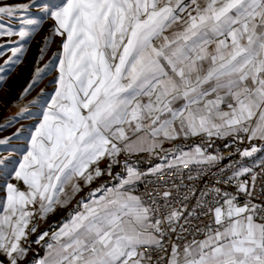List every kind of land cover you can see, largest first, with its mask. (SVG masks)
I'll list each match as a JSON object with an SVG mask.
<instances>
[{
	"label": "snow or ice",
	"instance_id": "obj_1",
	"mask_svg": "<svg viewBox=\"0 0 264 264\" xmlns=\"http://www.w3.org/2000/svg\"><path fill=\"white\" fill-rule=\"evenodd\" d=\"M32 8L49 15L53 34L65 39L55 94L11 174L17 183L5 184L0 253L8 264L26 256L21 241L36 232L38 225L29 229L33 218L46 219L58 206H67L81 190L80 179L91 184L105 173L112 176L121 153L151 155L157 149L164 153L157 157L161 163L143 171L125 159L124 174L114 177L118 183L102 184L89 192L87 202L81 199L77 207L83 210L70 213L53 232L36 264H264V204L253 203L264 198V186L260 197L254 195L258 177L264 185V159L255 165L259 172L247 166L222 168L225 178L216 183L234 184L235 192L219 187L202 192L196 208L206 211L199 214L186 205L161 214L168 207V191L157 194L163 205L133 194L150 175L166 169L179 174L189 164L212 166L224 159L219 153L206 155L203 143L188 151L184 144L165 149V143L200 135L241 143L247 138L250 148L242 157L264 151V0H63L52 7L37 0H0V36L30 38L42 23L23 15ZM5 20L19 21V29ZM11 51L16 56L23 48ZM9 63L19 60L10 57ZM41 71L37 67L35 76ZM257 140L260 146L252 144ZM104 158L109 163L102 170ZM6 161L0 156V166ZM188 179H194L191 173ZM210 193L214 208L205 202ZM209 213L213 219L202 228L192 224L193 217ZM186 232L193 239L187 240ZM200 234L204 239L195 238ZM48 235L45 231L35 243ZM160 252L164 255L154 261L153 254Z\"/></svg>",
	"mask_w": 264,
	"mask_h": 264
},
{
	"label": "crops",
	"instance_id": "obj_2",
	"mask_svg": "<svg viewBox=\"0 0 264 264\" xmlns=\"http://www.w3.org/2000/svg\"><path fill=\"white\" fill-rule=\"evenodd\" d=\"M186 2H187V0H186ZM50 21H51L52 25L55 26V21L52 18L50 19ZM178 28H179V25H177L173 29L167 31L165 34L171 35V32L178 30ZM40 36H42V35H39V37ZM49 38L50 39H49V43L47 44L46 52L43 54V56L41 58V49L46 47V45H43V46L41 45L40 50H39V56L37 57V59L34 58V61L32 64V68L34 70V73L36 72L37 67H39L42 71H44L43 76L38 81V86L36 87V89H40L41 87L47 86L48 90L47 91L45 90V92H42V94H40V96L38 98H36L34 101V104H33L34 109L32 112L33 113V122L31 125V129L29 131V134L27 136L26 142L25 141L22 142L20 140H18L16 142L17 146L21 147V150L18 153V156L16 159L15 169L18 167L19 163L21 162L23 155L26 154L27 150H29L31 135L34 133L36 126H38L39 121L42 119V113L46 110V106L50 103V100L54 96L55 90L57 88V85L54 83V81H55L56 77L58 76V63H59V59L61 58V54H62V42L64 41L65 38L61 37L59 35H54L53 31L51 32V34H49ZM36 46L37 45L34 44V49H33L34 55H36V51H37ZM211 47H214V45L210 46V48ZM34 57H36V56H34ZM147 99H148L147 97H144L143 101L146 103ZM180 103H182V101L177 102L174 105V107L179 106ZM225 110H227L226 107H225ZM214 138L215 137H212L211 139H209L208 142H205V141L199 139L198 137H191L188 140L179 139V140H175L171 143H165L163 145V147L165 149H168V148H175V146L178 144H184V145H186L184 150L188 151L190 146L203 143L205 148L208 150L206 155H208V154L214 155L212 153V148L215 145ZM228 138H230V137H228ZM261 143L262 142H260L258 140L252 141V144H255L257 146H260ZM246 148H250V144L248 141H247ZM162 155H164V153L159 149H157V152L155 154L150 155L148 153L147 156H145L144 153H139L136 155H131L129 157V156L125 155L124 153H121L119 156V160L121 161V163L113 165V167H112L113 175L112 176H109V175H107V173H105L104 175L94 179L91 184H85L84 181L82 179H80L79 184H80L81 190L78 193H76L74 198L71 200L70 203L67 204V206H65V207H59L58 206L57 210L55 212L49 214L46 219H43V220L40 219L38 214L33 218L32 222L29 224V229L32 227V224L38 225V227H37L36 232H34V233L29 231L27 239L21 241L22 246L27 248L28 251H27L26 256L22 260L18 261V264H36V261L38 259L44 257L46 255V248L44 247V245H46L49 242H52L51 236H52L53 232L59 231V228L61 227L62 223L69 219L70 213H75L78 210H80V211L83 210L82 208L78 209V207H77L79 202L81 201V199H84L85 202H87L89 192L93 191L96 188H99L102 184H106L107 187H112L113 184L118 183V181H116L114 179V177H115V174L118 172L121 174H124L122 162L125 159H128L129 162H131V160L133 158H140L142 160H145L149 167H152L155 164L162 162L157 158L158 156H162ZM245 159H246V161H245V164L243 166L252 167L253 165L257 164L258 161H260L261 159H264V151H258L256 153H254L253 156H251V157H245ZM108 163H109V160L107 158H104L103 160H101L99 162V167L102 170H104L107 168ZM189 165H192V164H189ZM200 166H202V165H200ZM93 167H95V165H93ZM91 170L92 169L90 168L89 171H91ZM11 183L15 184V183H17V181H15L14 179H11ZM18 186L22 190L25 188V186L23 185L22 182L19 183ZM66 191H71V189L69 188ZM100 194L101 193H97V197ZM133 194L138 195L136 192H134ZM4 195H5V189H4V194L2 195V198L4 197ZM2 198H1L0 210H2ZM45 231H47L49 233V235L46 236L44 238V240L40 242V244L35 243L37 238L42 233H44ZM200 239H204V236ZM200 239H198V240H200ZM0 261H3V264H8L7 257L3 253H0Z\"/></svg>",
	"mask_w": 264,
	"mask_h": 264
},
{
	"label": "rangeland",
	"instance_id": "obj_3",
	"mask_svg": "<svg viewBox=\"0 0 264 264\" xmlns=\"http://www.w3.org/2000/svg\"><path fill=\"white\" fill-rule=\"evenodd\" d=\"M4 2L7 4H25L32 3V0H4ZM37 3L52 7L61 5L63 0H37ZM23 15L42 21L39 29L30 38L21 41L19 36H0V53H2L0 54V67L5 69V71L0 72V77H2L0 79V141L11 138L8 139V143L0 144V156L7 157L6 163L0 166V204L5 184L11 182V174L15 170L16 159L21 150L16 142L18 140L26 142L33 122L34 101L42 92L48 90L47 86L36 89L44 71H41L40 77H36L32 64L34 58L37 59L39 56L40 46L45 45L46 40L49 41V34L53 31L54 26L50 21L51 17L40 8H32ZM5 24L14 30L20 27L17 20H5ZM39 35L43 37H39ZM34 44L37 45L36 55L33 54ZM15 47H22L23 51L13 56L11 49ZM10 57L13 61L19 60V63L5 64V61H8ZM29 84L33 86L25 94L24 89ZM21 109H26L22 115L20 114ZM9 121H13L11 126L5 127ZM17 132L19 135H14Z\"/></svg>",
	"mask_w": 264,
	"mask_h": 264
},
{
	"label": "built area",
	"instance_id": "obj_4",
	"mask_svg": "<svg viewBox=\"0 0 264 264\" xmlns=\"http://www.w3.org/2000/svg\"><path fill=\"white\" fill-rule=\"evenodd\" d=\"M199 139L208 142L209 138L206 135H200L198 136ZM247 138L244 139V141L238 142L235 141L233 137L226 138V139H220V138H214V147L212 148V153L216 155L217 153L221 154L224 159L220 161L218 164L209 166L207 164L202 166H194V165H188L187 167H184L182 171L177 174L176 171L173 170H165L155 176H148L146 179L142 182L137 183L138 190L136 193L138 195L143 196V198L150 204L153 199L156 200L158 204L163 205L165 203L164 198L162 194L165 191H168L171 193V195L167 198L168 201V207L167 208H161L160 213L163 215H166L168 211H170L173 208H182L183 206H187V210L191 212L193 209H196V212L199 214L201 212L206 211V209L202 208H196L197 200L200 198L201 193L206 191L207 189L219 187L222 191H229V192H235V185H227V184H217V180H223L225 178V174L221 173V169L225 168L227 165H233V168L231 171L237 170L240 166H243L245 164V157L241 156V152L246 148L247 145ZM231 145L230 147H227L226 145ZM206 153L208 150L205 148ZM145 156L148 155V153H144ZM137 162V167L140 170L147 171L148 164L145 160H142L140 158H133L130 163ZM256 165V164H255ZM254 170L259 172V168H255ZM231 171H228L226 175H231ZM191 173V175L194 177V179L189 180L188 174ZM199 177V178H195ZM248 176L242 177L241 179H248ZM148 180H151L152 183H147ZM257 188L256 192L254 193L255 196L260 197V191L259 189L264 186L261 184L260 178H257ZM183 185H187V187H184ZM177 186H180L179 188ZM195 193L193 195L192 193ZM147 193H152V196H148ZM185 194H188L189 199L185 200L184 196ZM244 197L243 195L240 196V202L243 203ZM205 202L208 203L213 208L215 207V204L213 203V194H209L207 197H205ZM253 203L256 204H264V198H257L253 200ZM187 215V213H185ZM213 219V214L209 213L208 215H200L199 218L193 217L192 218V224L196 225L200 228H202L204 225L208 224ZM259 222V221H258ZM185 236H187V240L193 239L191 235H188V233H185ZM203 235H196V239L202 238ZM174 239V237H173ZM186 241H181V243H184ZM150 251V250H149ZM164 253L160 252L158 254H153L154 261L158 259L159 257L163 256Z\"/></svg>",
	"mask_w": 264,
	"mask_h": 264
}]
</instances>
